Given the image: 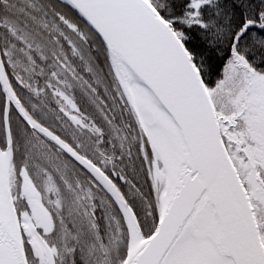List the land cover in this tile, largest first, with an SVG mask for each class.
<instances>
[{"label": "snow or ice", "instance_id": "6c2138e0", "mask_svg": "<svg viewBox=\"0 0 264 264\" xmlns=\"http://www.w3.org/2000/svg\"><path fill=\"white\" fill-rule=\"evenodd\" d=\"M0 264H264V0H0Z\"/></svg>", "mask_w": 264, "mask_h": 264}]
</instances>
